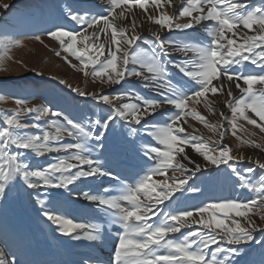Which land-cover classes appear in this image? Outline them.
<instances>
[{
    "label": "snow or ice",
    "instance_id": "snow-or-ice-1",
    "mask_svg": "<svg viewBox=\"0 0 264 264\" xmlns=\"http://www.w3.org/2000/svg\"><path fill=\"white\" fill-rule=\"evenodd\" d=\"M165 2L174 6L173 0H108L96 5V13L68 6L63 14L77 27L56 25L46 30L64 53L79 61V71L85 77L113 86H123L135 78L152 95L127 88L113 95L73 89L100 107L102 115L94 119H77L51 106H29L21 98L15 99L16 108L0 109V201L6 204L13 191L33 190L42 205V215L54 230L76 241L103 243L118 226L110 264H236L244 245L255 241L257 233L264 238V162L252 161L262 174L249 179L255 169L240 171L237 165L244 156H234L233 149L222 141L229 131L237 135L240 118L264 132V4L250 7L249 0H179L169 15L159 11ZM150 4L158 14L149 12ZM134 6L158 26L156 32L139 34L138 27L143 24L138 26L135 16L128 14ZM0 7L8 9L9 5ZM181 19L186 22L180 23ZM241 26L254 34L239 37L236 30ZM198 27L204 28L205 38L189 31ZM161 31L181 32L184 37H161ZM35 39L43 43L39 35ZM239 39L243 42L238 43ZM17 46L22 42L0 39V65ZM64 59L71 64L68 55ZM245 62L260 71L233 70L237 66L243 69ZM233 84L241 92L238 98L231 91ZM219 94L225 96L224 106L231 113H219L228 129L223 122L208 123L192 107L203 102L213 111L208 98ZM4 100L0 95V101ZM187 117L217 132L219 139L214 144L218 147H209L202 137L188 134L184 127ZM117 128L126 130L128 137L142 134L153 141H145L140 149V154L152 161L151 166L133 183L121 182L117 194L107 187L85 191L82 185L104 177L119 181V176L95 155ZM242 143L262 147L254 140ZM189 147L207 163L217 168L225 165L237 177L239 187L255 195L247 200L235 197L180 207L179 197H173L198 191L184 186L206 167L187 155ZM40 159L45 160L43 166H38ZM169 171L173 173L172 184L168 179L154 182V177L167 176ZM81 198L88 202L98 222H81L70 214L73 201ZM253 216H258L259 222ZM0 264L21 262L15 252L6 254L0 248ZM82 264L104 262L89 258Z\"/></svg>",
    "mask_w": 264,
    "mask_h": 264
},
{
    "label": "rangeland",
    "instance_id": "rangeland-1",
    "mask_svg": "<svg viewBox=\"0 0 264 264\" xmlns=\"http://www.w3.org/2000/svg\"><path fill=\"white\" fill-rule=\"evenodd\" d=\"M98 3L106 4L108 0H0V5H9L8 9L0 7V39L6 38L22 42V46L11 48L3 64L0 65V68L6 69L0 70V95L5 96V100L0 101V109L11 110L16 108L15 99L21 98L25 99L29 106H51L77 119L86 117L94 119L96 115H102L100 107L90 99L79 96L73 89L78 88L89 93L113 95L127 88L145 96L152 95L149 90L142 88L135 78H132L123 86H113L101 84L98 78L85 77L79 71L81 67L79 61L71 57L70 54L64 53L58 42L53 41L46 35V30L52 29L56 25H64L69 29L77 27L64 16L63 13L66 7H79L96 13L99 11L96 7ZM178 3L179 0H173L174 6ZM261 4H264V0H249L250 7L260 6ZM174 6L170 7L165 2L159 11L171 15L176 10ZM120 10L117 9L116 11L119 12ZM149 12L158 14L155 6L151 4L149 5ZM128 14L135 16L138 26L141 23L143 24L142 27H138L139 34L150 36L151 33L158 30V26L148 20L143 10H140L138 6H134ZM179 22L184 23L186 19H181ZM117 23L126 24L124 21H117ZM257 27L254 26V28ZM189 31L194 36L205 38L203 27H198L195 31ZM236 31L239 37L254 34L242 26ZM37 35L41 37L43 43L35 39ZM160 35L161 37L172 35L176 39L184 37V33L181 32L170 34L161 31ZM242 42V39L238 40V43ZM77 46L81 47L82 45L78 44ZM56 51L61 53L60 56L55 55ZM0 55H3L2 51H0ZM65 55H68L71 64L65 61ZM72 65H76V67L74 68ZM233 70L260 71L259 68L247 62L244 63L243 69H239V66H237ZM89 71H91V66ZM61 80L65 83H60ZM240 83L244 86L242 81ZM255 87L259 88V85ZM230 88L235 97L241 96L240 90L234 84L230 85ZM208 100L213 111H209L203 102L192 104L197 112L206 117L208 123L223 122L222 117L219 115L221 111L228 116L231 115L230 110L224 106L225 96L223 94L209 96ZM248 114L254 116L250 112ZM186 119L187 123L184 124V127L188 134L202 137L209 144V147H218L214 144L219 139L217 132H213L205 124L192 117ZM257 121L260 123L258 118ZM223 123L225 129L230 127L228 123ZM251 133H255V135H250ZM246 139L254 140L262 147L258 149L251 144L242 143ZM145 141L153 143L142 134L128 137L126 130L117 128L115 131H111L107 135L104 148L97 149L95 155L114 174L119 176V181L104 177L94 183L82 185L83 189L85 191H98L107 187L110 192L117 194L121 182L133 183L139 175L143 174L142 170L152 164V161L146 160L140 154V149ZM222 144L229 145L233 149L234 156H244L243 162L237 165L240 171L243 172L247 167L255 169L249 179L255 180L256 177L262 174L261 170L252 161L264 162V132L253 125H248L243 118H240L237 121V135L234 137L230 131L227 132ZM186 152L192 160L200 163L202 167L205 165L206 167H204V171L196 173L189 184L184 186L186 189L190 186L196 187L198 191H185L183 194L176 193V196L173 197V200L179 197L180 207L193 208L205 201L235 197L247 200L255 195L246 189H241L237 177L225 165H220L217 168L207 163L202 156L190 147L186 148ZM44 163L45 160L40 159L38 166H43ZM189 167H192V165H189ZM186 175H191V173H186ZM172 176L173 173L169 171L167 176L154 177V182L168 179V183L172 184L173 180L170 179ZM176 176L183 178L180 177L179 173H176ZM40 199H43V197ZM166 203H171V201ZM161 207L163 208L164 205H161ZM173 207H176V204H173ZM253 212H256V209H253ZM70 214L81 222H98L93 219L94 213L90 210L88 202L83 198L73 201ZM253 218L259 222L258 216H253ZM238 219H241V223H244L242 218L238 217ZM117 227L111 229V234L105 236L103 243H93L84 239L76 241L70 237L61 236L54 230V226L42 215V205L33 190L20 189L13 191L6 204L0 201V248H3L6 254L15 252L21 264H82L83 261L89 258H99L104 264H110L116 243ZM188 230L184 229V231ZM256 236L255 241L243 246L241 255L236 258V264H264V243H262L264 238L259 233ZM9 258L11 257L9 256Z\"/></svg>",
    "mask_w": 264,
    "mask_h": 264
}]
</instances>
